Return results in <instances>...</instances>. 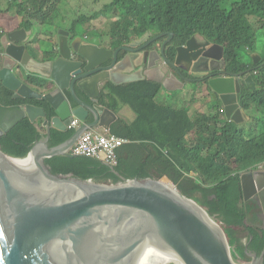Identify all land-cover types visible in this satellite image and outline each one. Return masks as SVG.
Segmentation results:
<instances>
[{
    "label": "water",
    "instance_id": "95a60500",
    "mask_svg": "<svg viewBox=\"0 0 264 264\" xmlns=\"http://www.w3.org/2000/svg\"><path fill=\"white\" fill-rule=\"evenodd\" d=\"M30 34L20 28L0 38V85L13 100L44 101L49 107L0 103V136L25 117L42 119L46 129L25 158L0 150V264H137L146 244L172 251L184 264H237L221 225L172 181L175 190L164 179L100 183L54 174L46 161L76 157L69 150L89 129L110 131L118 118L103 103L110 83L148 80L171 90L193 82L185 75L203 78L225 117L243 124L250 116L240 102L243 88L256 90L253 69L224 73L223 46L198 34L176 47L172 61L167 49L173 32L152 38L147 33L111 50L99 36L77 42L79 37L71 40L70 32L59 30L58 46H50L40 62L27 50ZM255 58L257 65L261 60ZM74 118L80 126L71 137L50 147L52 130L68 131ZM17 160L27 161L14 164ZM240 179L244 200L261 208L257 224L264 228V168L245 171ZM248 256L252 261L246 264H264V251Z\"/></svg>",
    "mask_w": 264,
    "mask_h": 264
},
{
    "label": "trees",
    "instance_id": "16d2710c",
    "mask_svg": "<svg viewBox=\"0 0 264 264\" xmlns=\"http://www.w3.org/2000/svg\"><path fill=\"white\" fill-rule=\"evenodd\" d=\"M65 1L6 0L7 5L4 2V11L0 12L16 10L23 16L20 28L38 29L35 40L27 42L29 49L38 42L47 49L46 40L41 38L50 37L64 27L55 13L62 11ZM106 1L102 12L90 17L77 14L72 18L66 28L71 40L98 35L104 40L110 38L117 49L147 33L158 36L173 32L167 55L175 61L177 46L196 34L204 36L211 43L223 46L228 74L239 75L254 67L256 90L243 88L240 102L250 121L241 125L228 120L219 102L206 103L207 114L194 116L187 108L161 105L157 100L165 88L160 83L145 80L117 87L109 85L103 103L116 113L127 106L137 115L134 122L120 117L111 126L112 134L129 140L117 149L114 170L101 160L84 155L56 156L46 164L54 174L108 184L168 178L183 196L198 203L213 220L227 228L237 264L251 262L248 253L260 257L264 251V228L251 219L256 207L244 200L240 176L264 162V51L259 55L261 61L256 66L252 64V54L259 53V35L264 32V0ZM105 12L111 20L109 29L94 30L93 19ZM28 80L37 81L34 77ZM0 103L6 107L29 104L49 109L44 101L13 100V93L1 85ZM41 127L42 124L38 127L25 117L0 136V150L14 158L27 157L37 141L46 136ZM73 131L52 130L49 146L64 143Z\"/></svg>",
    "mask_w": 264,
    "mask_h": 264
},
{
    "label": "rangeland",
    "instance_id": "374dc122",
    "mask_svg": "<svg viewBox=\"0 0 264 264\" xmlns=\"http://www.w3.org/2000/svg\"><path fill=\"white\" fill-rule=\"evenodd\" d=\"M4 2L6 3V0H2L0 3V11H4V8H5ZM106 3H107L106 0H99V2L97 3H96V0H66L64 4L62 5V11H59V13H55V14L59 15L58 17L59 23L64 25L62 29H66L75 15L79 14V15H85V16L90 17L96 12H102V10L105 8ZM105 14L106 12L102 14L100 18L93 19L91 23V27L93 26L94 28L98 29V31H107L109 29L111 20L108 17H106ZM22 20H23V16L21 14H18L16 10L10 9L9 12H0V32L2 31L3 27H6L7 25H9L10 28L15 27L17 25V22H21ZM124 24L126 23L124 22ZM43 30L45 31L46 29H43ZM30 31H32L31 33L32 35H29V40H35L34 37L38 29L35 27L34 29ZM80 33L82 34V32ZM94 33L96 34L95 31ZM44 37L46 39L54 40L57 37V35L53 33L52 36L50 37L45 36V35ZM258 39H259L258 40L259 46H258L257 51L259 53L252 54V59H253L252 64L253 65H254V57H257L255 58V60H258V59L261 60V56L259 55H260V52L264 51V32L260 33ZM107 41L111 43L110 38H108ZM22 43L24 44V42ZM200 95L201 93L197 90L196 85L194 83H188L184 88H182V90L175 91L173 93L170 91L168 92L167 90H165V92L163 91L157 101L161 105L172 106L177 109H183V108L190 107V110H191L190 115L194 116L197 113L205 112V110L203 109L196 108L199 105L195 106L196 102L199 101ZM249 121L250 120L246 121L245 123ZM222 228L224 230V233L227 234V228L225 227H222ZM153 264H178V263H174V262L166 261V260H153ZM238 264H246V263H238Z\"/></svg>",
    "mask_w": 264,
    "mask_h": 264
},
{
    "label": "built area",
    "instance_id": "2783aa9c",
    "mask_svg": "<svg viewBox=\"0 0 264 264\" xmlns=\"http://www.w3.org/2000/svg\"><path fill=\"white\" fill-rule=\"evenodd\" d=\"M79 125V119L74 118L68 126V130H73ZM126 143H129L128 139L112 134L110 131L100 132L96 129H89L79 137L76 144L69 150V153L77 156L93 157L101 160L111 168H115L118 162L117 149ZM257 168L263 169L264 162L254 169Z\"/></svg>",
    "mask_w": 264,
    "mask_h": 264
},
{
    "label": "crops",
    "instance_id": "0c3cea01",
    "mask_svg": "<svg viewBox=\"0 0 264 264\" xmlns=\"http://www.w3.org/2000/svg\"><path fill=\"white\" fill-rule=\"evenodd\" d=\"M10 10H8L7 12H9ZM20 22H17V25L15 26V27H12V28H10L9 27V25H7L6 27H3L2 28V31L0 32V37L2 36V35H4L6 32H9V31H14V30H17V29H20ZM32 33V32H31ZM30 35H32V34H30ZM152 37H156V36H154L152 33H151V37L150 38H152ZM41 40H46V42H47V44H48V39H46L44 36L41 38ZM54 40H56V38L54 39ZM54 40H52V41H54ZM80 40H81V38L79 37V39H78V41L77 42H80ZM138 40V39H137ZM29 41V39L27 40V42ZM27 42H26V44H27ZM105 46L106 47H108V49H111V50H116V49H114V47L112 46V44L111 43H109L107 40H105ZM158 44H160V41H158ZM118 47H120V46H118ZM118 47H117V49H118ZM31 49V50H30ZM30 49H29V46L27 45V50L29 51V53H30V55L32 56V58H33V60H37V61H40V62H43L44 60H45V58H46V52H47V49H46V46H43L42 45V42H38V43H35V44H31L30 45ZM128 79H129V77H127ZM36 83H38V82H36ZM129 83H135V82H128V83H124V84H121V85H125V84H129ZM158 83V82H157ZM109 85H112V86H115V87H117V86H121V85H113V84H109ZM108 85V86H109ZM163 85V84H162ZM187 84H185V86H186ZM107 86V87H108ZM164 86V85H163ZM107 87H106V89H105V93H106V91H108L107 90ZM165 88V87H164ZM165 90L166 89H164V92H165ZM179 90H182V88H181V85L180 86H176L175 88H173V89H171V90H167L168 92L170 91V92H175V91H179ZM212 102H214V103H216V102H219L218 100L217 101H214L213 99H212V97H207L206 95H204V94H201L200 95V97H199V101H197L196 102V104H195V106H197V105H199L198 107H196L197 109H203V110H205V112H200V113H206L207 114V112H208V107H206V103L208 104V105H210ZM220 103V102H219ZM109 107V106H108ZM110 108V107H109ZM187 109L189 110V114L191 113V110H190V107L188 108L187 107ZM135 112V111H134ZM134 112H132V110L129 108V107H127V106H123L120 110H119V112L118 113H116L117 114V116H118V118H123L126 122H134L135 120H136V118H137V115L135 116V114H134ZM117 118V119H118ZM117 121V120H116ZM115 121V122H116ZM36 123H37V125H38V127H40V124H42V127L40 128V130L42 131V132H46V129L43 127V120L42 119H37L36 121H35ZM114 122V123H115ZM113 123V124H114ZM112 124V125H113ZM111 130V129H110Z\"/></svg>",
    "mask_w": 264,
    "mask_h": 264
},
{
    "label": "bare ground",
    "instance_id": "6f19581e",
    "mask_svg": "<svg viewBox=\"0 0 264 264\" xmlns=\"http://www.w3.org/2000/svg\"><path fill=\"white\" fill-rule=\"evenodd\" d=\"M27 160H17L13 162L14 164H25ZM163 181L168 183L172 189H176L168 178H164ZM153 260H166L178 264H184L172 251L164 250L153 244H146L140 252L137 264H153Z\"/></svg>",
    "mask_w": 264,
    "mask_h": 264
},
{
    "label": "flooded vegetation",
    "instance_id": "af4514ba",
    "mask_svg": "<svg viewBox=\"0 0 264 264\" xmlns=\"http://www.w3.org/2000/svg\"><path fill=\"white\" fill-rule=\"evenodd\" d=\"M21 23V22H20ZM59 30H66V31H68V32H70L68 29H59ZM94 30H96L95 28H94ZM71 34V33H70ZM199 35V34H198ZM71 36V35H70ZM93 36H96V37H98V35H93ZM91 37V36H90ZM99 37H101V36H99ZM204 37V36H203ZM1 38V37H0ZM58 38H59V34H58V32H57V37H56V41H58ZM85 38H89V37H85ZM102 38V40H103V44L105 45V40H104V38L103 37H101ZM200 39H202L201 37H200ZM206 39V38H205ZM208 40V39H207ZM52 41V40H51ZM209 41V40H208ZM187 43V42H186ZM186 43L185 44H183V45H179V46H184V45H186ZM162 43H160V45H161ZM212 44H215V43H212ZM179 46H177V47H179ZM203 54H200L199 55V57H201ZM223 58H224V55H223ZM222 63L223 62H221V63H217L215 66H222ZM224 64H225V66H224V69H223V72L224 73H227V61H225L224 60ZM254 66H256V65H254ZM250 69H253V72H254V67L253 68H250ZM185 77L186 78H188V79H190V80H192L193 82L192 83H194L195 85H196V88H197V90L201 93V94H204V95H206L207 97H212V99H214L213 98V93L210 91V89L208 88V83H207V81H205V80H203V78H200V79H196V78H192V77H188V76H186L185 75ZM186 84H188V83H186ZM256 202V201H255ZM256 204V203H255ZM261 212V208H259V207H256V209L254 210V215H253V217L251 218V219H253V221H255V222H257V223H261V219L259 218V213Z\"/></svg>",
    "mask_w": 264,
    "mask_h": 264
},
{
    "label": "clouds",
    "instance_id": "9594fccd",
    "mask_svg": "<svg viewBox=\"0 0 264 264\" xmlns=\"http://www.w3.org/2000/svg\"><path fill=\"white\" fill-rule=\"evenodd\" d=\"M59 31V29H57V30H55L53 33H55L56 35H57V32ZM32 32V31H31ZM46 36V35H45ZM51 40H53V39H48V46H47V52H49V50H50V46H58V41H56V40H54V41H51ZM29 41H31V40H29ZM46 55H47V53H46ZM80 126V125H79ZM78 126V127H79ZM76 129V128H75ZM74 130V129H73Z\"/></svg>",
    "mask_w": 264,
    "mask_h": 264
}]
</instances>
